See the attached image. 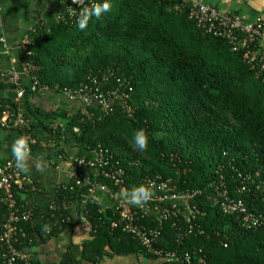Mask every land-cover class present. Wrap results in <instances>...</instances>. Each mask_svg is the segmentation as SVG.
Segmentation results:
<instances>
[{
    "label": "trees",
    "instance_id": "1",
    "mask_svg": "<svg viewBox=\"0 0 264 264\" xmlns=\"http://www.w3.org/2000/svg\"><path fill=\"white\" fill-rule=\"evenodd\" d=\"M57 2L56 14L33 27L21 51L30 81L38 87L33 92L31 84L23 86L22 103L31 118L27 130L38 138L33 149L44 144L50 157H66L59 148L62 141L90 151L107 149L121 161L127 192L161 176L171 178L178 191L210 193L214 180L223 177L231 188L250 175L254 182H247V191H231L251 211L264 214V80L244 62L242 52L233 51L226 39L205 34L189 16L191 6L176 0H112L111 12L90 20L83 32L75 26L78 16H68L65 5ZM94 80L104 91H117L118 97L128 93L126 104L115 100L107 113L79 100L52 111L31 105L42 88L64 93ZM12 89L14 85L0 81V91ZM8 104L20 106L0 96V111ZM29 115L25 111L26 118ZM54 121L58 126L53 127ZM139 129L149 136L143 153L132 143ZM96 181L112 187L102 176ZM24 191L13 190L22 204ZM87 195V188L60 185L52 200L55 209L33 206L27 236L17 247L51 244L85 218L91 227L88 238L71 241L54 264H101L116 256H144L167 264L152 248L177 251L181 257L190 253L192 264H264V228H246L239 216L225 214L202 196L190 204L204 211L197 216L203 230L191 227L182 215L176 224L153 215L141 220L148 227L162 225L161 236L150 248L112 225L119 222L114 208L86 201ZM1 197L0 191V235L7 218ZM71 199L77 200L75 208L63 209L62 202ZM147 203L159 211L166 205ZM44 225L47 232L41 231ZM3 251L0 245V264ZM31 261L43 264L37 256ZM171 264L179 263L175 259Z\"/></svg>",
    "mask_w": 264,
    "mask_h": 264
},
{
    "label": "built area",
    "instance_id": "2",
    "mask_svg": "<svg viewBox=\"0 0 264 264\" xmlns=\"http://www.w3.org/2000/svg\"><path fill=\"white\" fill-rule=\"evenodd\" d=\"M64 4L68 16H78L83 7H90L96 0H80V3H74V0H58ZM182 6L190 5L189 16L195 20L197 26L205 33L212 34L226 39L232 47L233 51L242 52L244 62L256 73V77L264 80V21L258 17L254 21H248L245 17L238 14H231L220 11L217 7L207 4L202 0H176ZM1 12V6H0ZM1 42L6 44L5 38H0ZM29 42L26 40L24 45ZM15 63V59L12 60ZM27 73L29 64H22ZM0 81L15 86L16 98L14 102L20 104L14 107L8 104L0 111V127L12 128L21 131L20 136L27 139L30 150L38 144V138L34 137L28 130L29 119L26 118L22 110V99L24 97V81L21 73L15 70L3 71L0 74ZM31 91L35 92L37 82L30 85ZM132 90V88H129ZM64 93L71 99L79 100L85 107L97 105L103 112H112L115 100H121L126 104L128 93H122L121 97L117 96V91H104L97 85L96 80L90 84H84L78 89H66ZM74 130H77L75 128ZM126 153V152H125ZM121 161L114 159L113 154L107 149L99 148L94 151L93 157H77L73 160V171L71 173L72 180L68 183L73 190L87 188L88 195L85 200L91 199L98 203L95 196L96 192L106 193L113 202V207L119 215V222H114V227L120 226L123 231L133 234L139 238L147 247H152L153 243L161 236L162 225L158 227H148L140 223L145 217L153 215L162 221L172 222L176 224L180 221L182 215L187 222L193 224L203 230L200 223H197V216H204V211L198 205H191V201L196 196H202L206 201L211 202L219 207L227 215H237L241 218L242 224L246 228H264V214L257 215L251 211L246 201L234 194L244 193L248 190L247 182H254L253 177L247 175L241 185H228L225 178L212 181L205 193L202 190L178 191L177 185L173 184L171 178L164 179L157 176L155 179H147V185L156 188L158 193L148 202L165 203L162 211L156 207H150L148 203L141 206H134L127 202L125 183V170L120 167ZM102 176L112 183V187L100 184L96 178ZM241 176V175H240ZM14 188L37 191L35 181L30 175L18 171L14 162L6 161L0 164V191L2 193L1 202L7 209V218L3 224V230L0 235V245L4 251L2 253L1 264H34L31 259L34 257L33 247H17L20 238H26L27 232L25 225L32 222L34 216V205L22 204L14 195ZM233 193H232V191ZM84 201V202H86ZM77 200H64L61 207L68 209L74 207ZM55 203L48 205L49 209H55ZM194 221V223H193ZM190 227V228H191ZM22 244V243H21ZM155 254L164 257L167 264H171L175 259L179 264H192V256L186 253L181 257L177 251H164L163 249H154Z\"/></svg>",
    "mask_w": 264,
    "mask_h": 264
},
{
    "label": "crops",
    "instance_id": "3",
    "mask_svg": "<svg viewBox=\"0 0 264 264\" xmlns=\"http://www.w3.org/2000/svg\"><path fill=\"white\" fill-rule=\"evenodd\" d=\"M202 1L217 7L222 12L241 15L248 21H254L258 17H261L264 21V0ZM0 6V38L3 36L6 40V44L0 40V72L7 70L18 71L21 73L24 84L30 85V77L22 66L21 51L33 27L41 20L45 21L48 17L56 14L58 2L57 0H0ZM13 59H15V63H12ZM0 96L14 102L16 90L0 91ZM31 102L33 107H39L46 111L57 110L59 107L66 106L69 108L79 103L65 93L52 92L47 88L40 89L31 98ZM21 107L23 112L25 113L26 111V114L29 115L26 105L22 104ZM27 117L30 121V115ZM54 122L58 126L59 121ZM19 136L20 131L17 129L0 127V164L8 160L14 162L10 153V145ZM59 148H63L66 157L62 154L50 157L44 144L30 150L29 171L26 174L32 177L39 189L36 192L31 190L23 192L22 197L26 204L37 205L46 209L55 198L59 186L68 184L72 180L71 173L74 168L70 160L82 157L85 154L88 157H93L94 154V151L85 148L86 151L82 153L84 151L83 148L66 145L63 141L60 142ZM95 196L103 208L113 207V202L106 193L96 192ZM90 230V224L85 218H82L77 228L70 234L54 239L51 244L40 246V248L33 247V250L43 264H54L59 259L61 252L71 246V241L78 242L88 238ZM128 258L129 261L127 260ZM133 258V256H116L112 259L103 260L101 264H139Z\"/></svg>",
    "mask_w": 264,
    "mask_h": 264
},
{
    "label": "clouds",
    "instance_id": "4",
    "mask_svg": "<svg viewBox=\"0 0 264 264\" xmlns=\"http://www.w3.org/2000/svg\"><path fill=\"white\" fill-rule=\"evenodd\" d=\"M79 4L80 0H74ZM112 0H96L90 7H83L75 21L76 28L83 32L88 28L90 20L93 18L99 21L102 16L111 12ZM132 143L135 150L145 152L149 146V136L144 129L136 130L132 136ZM10 153L14 160L15 168L23 173L29 171L28 160L30 156V147L27 139L23 136L16 137L10 145ZM152 187L140 184L134 186L126 193L127 202L134 206H141L153 197ZM48 226L44 225L42 232H47Z\"/></svg>",
    "mask_w": 264,
    "mask_h": 264
},
{
    "label": "rangeland",
    "instance_id": "5",
    "mask_svg": "<svg viewBox=\"0 0 264 264\" xmlns=\"http://www.w3.org/2000/svg\"><path fill=\"white\" fill-rule=\"evenodd\" d=\"M57 125V123H53V127H55ZM84 149V148H83ZM86 150L84 149V151H82V153H84ZM87 153V152H86ZM85 157V155H82V157ZM87 227V226H86ZM40 248V246H35L34 248ZM32 252L35 254L34 256H36V252L34 250H32ZM134 259V258H133ZM129 261V258L127 259ZM130 260H131V257H130ZM135 261V260H134ZM136 261L139 262V264H158L159 262L157 260H151V259H148L147 257H144V256H141L139 260L136 259ZM126 262V261H125Z\"/></svg>",
    "mask_w": 264,
    "mask_h": 264
}]
</instances>
